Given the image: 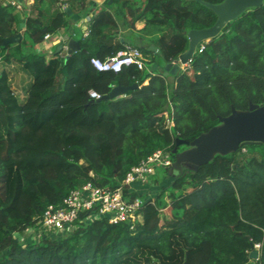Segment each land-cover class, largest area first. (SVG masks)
Here are the masks:
<instances>
[{
	"label": "trees",
	"instance_id": "16d2710c",
	"mask_svg": "<svg viewBox=\"0 0 264 264\" xmlns=\"http://www.w3.org/2000/svg\"><path fill=\"white\" fill-rule=\"evenodd\" d=\"M57 2L33 0L21 17L0 0V264H246L254 243L264 264V142L242 143L177 175L157 168L154 175L162 172L166 182L158 186L152 175L151 194H130L144 199L132 229L105 217L84 220V211L65 235L25 244L13 237L71 189L86 182L113 187L156 149L173 160V148L186 147L176 138L192 141L231 107L264 102V2L230 20L185 69L168 76L133 65L96 70L90 58L123 48L117 19L131 27L142 19L146 44L137 47L156 55L162 69L186 50L185 31L214 23V12L198 0H111L68 57L34 48L45 33L69 27ZM18 33V42L2 44ZM134 82L114 98L88 94Z\"/></svg>",
	"mask_w": 264,
	"mask_h": 264
},
{
	"label": "built area",
	"instance_id": "2783aa9c",
	"mask_svg": "<svg viewBox=\"0 0 264 264\" xmlns=\"http://www.w3.org/2000/svg\"><path fill=\"white\" fill-rule=\"evenodd\" d=\"M7 3L13 6L16 12L23 11V5L20 2L7 0ZM20 24H23L20 27L24 29V22ZM88 31L89 28L86 25L82 30L83 36H86ZM60 40L61 36L57 32H48L44 34L41 43ZM205 42L207 41L198 43L196 50L201 51ZM90 63L96 70H110L115 73L119 72L123 66L129 65L139 70L151 71L145 64L142 51L137 46L129 44L103 59L91 57ZM88 94L91 99H98L101 96L94 89H89ZM170 109H172L171 106ZM164 117L166 127L170 128L173 124L172 117L167 111L164 112ZM172 161L168 150L156 149L132 166L124 178L113 187H98L91 182H86L79 188L71 189L60 203L48 204L39 216L34 217L32 225L22 232L15 231L12 235L22 244L38 241L42 237L65 235L73 232L79 214L84 211L88 212L84 220L105 217L109 223L125 222L132 229L137 222L141 221V208L144 204L141 196H130L132 192H135L134 186L149 183L157 168H170ZM259 247L260 243L253 244L255 249L259 250Z\"/></svg>",
	"mask_w": 264,
	"mask_h": 264
},
{
	"label": "water",
	"instance_id": "95a60500",
	"mask_svg": "<svg viewBox=\"0 0 264 264\" xmlns=\"http://www.w3.org/2000/svg\"><path fill=\"white\" fill-rule=\"evenodd\" d=\"M201 4L211 9L216 15L214 23L203 28H192L185 31L188 38V46L173 61L166 62L163 66V76L174 75L181 65H187L195 53L198 43L209 41L219 34L221 29L232 19L251 7L260 6L264 0H222L211 3L198 0ZM68 12V8H64ZM22 38L21 33L2 39V44L18 42ZM66 48V57L80 49L74 38H69L56 48L55 52ZM149 49L157 51L153 45ZM137 87V82L130 85H114L107 94L99 99L114 98L124 94L127 90ZM219 123L208 131L202 132L192 141L176 138V146L184 144L187 148L176 151L173 148L174 159L170 169L177 175L182 166L196 169L198 165L208 162L217 153L227 154L235 151L242 143L264 142V102L261 104H249L245 110L231 107V112L226 116H219ZM249 258L256 259L258 250L252 248L248 253Z\"/></svg>",
	"mask_w": 264,
	"mask_h": 264
},
{
	"label": "crops",
	"instance_id": "0c3cea01",
	"mask_svg": "<svg viewBox=\"0 0 264 264\" xmlns=\"http://www.w3.org/2000/svg\"><path fill=\"white\" fill-rule=\"evenodd\" d=\"M14 1H18L23 5V11L18 12L19 14H21V17H23V12H28L29 7L33 2V1L31 2L30 0H14ZM110 2L111 0H59L57 4L61 9L68 8V12L66 13L69 16V27L67 29L62 28L57 32L59 36H61L60 41L58 42L49 41V42L39 43L35 45L34 47L35 50L40 51V52H45L47 54H51L56 51V48L59 46V44H61L64 41H67L69 38H74L78 43V37L80 34L83 35L82 30L84 27H86V25H88L89 20L101 8H109L108 5L110 4ZM4 3H7V0H4ZM116 21L118 24V29L116 31V34L119 37V39L124 43V46L126 44L133 45V46H143L146 44V41H143L142 38H140L139 36L142 33L141 29L144 25V21L142 19L137 20L134 23L133 27H131L128 23L123 24V22L120 19H117ZM22 25L20 24V26ZM149 46H148V49H149ZM60 51H61L62 56L66 55L65 47L62 48ZM142 54H143V58L145 60V64L147 68L150 70H154L147 65L146 58L148 54H144L143 52ZM159 70L163 72V67L162 69H159ZM156 187L157 185L145 186L144 184H136L134 186V189L136 192L146 193L148 195V194H151L152 189H155ZM246 264H259V263L257 262V258L256 259L249 258Z\"/></svg>",
	"mask_w": 264,
	"mask_h": 264
},
{
	"label": "rangeland",
	"instance_id": "374dc122",
	"mask_svg": "<svg viewBox=\"0 0 264 264\" xmlns=\"http://www.w3.org/2000/svg\"><path fill=\"white\" fill-rule=\"evenodd\" d=\"M147 65L150 67V68H152V69H154V70H159V67H158V61H157V58H156V55H154L153 53H150V54H148V56H147ZM188 65H181V68H180V70H183V69H185L186 67H187ZM18 74V73H17ZM168 81H171L172 80V77H168V79H167ZM182 146V145H181ZM188 147V146H187ZM187 147H184V148H182L181 150H183V149H185V148H187ZM154 177H156L157 178V180L159 181L158 182V186L159 185H161L163 182H166L167 180H168V177H165L164 178V176H163V173L162 172H158V173H156L155 175H154ZM145 186H153L154 185V182H153V179L151 178V180H150V182L149 183H147V184H144ZM143 187V186H142ZM152 192H153V190H152ZM30 242V241H29Z\"/></svg>",
	"mask_w": 264,
	"mask_h": 264
},
{
	"label": "flooded vegetation",
	"instance_id": "af4514ba",
	"mask_svg": "<svg viewBox=\"0 0 264 264\" xmlns=\"http://www.w3.org/2000/svg\"><path fill=\"white\" fill-rule=\"evenodd\" d=\"M187 147V146H186Z\"/></svg>",
	"mask_w": 264,
	"mask_h": 264
}]
</instances>
